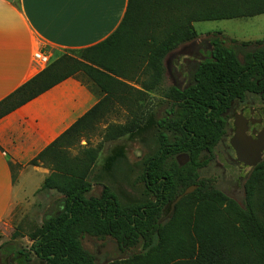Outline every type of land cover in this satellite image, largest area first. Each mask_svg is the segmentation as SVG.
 <instances>
[{
	"label": "trees",
	"instance_id": "16d2710c",
	"mask_svg": "<svg viewBox=\"0 0 264 264\" xmlns=\"http://www.w3.org/2000/svg\"><path fill=\"white\" fill-rule=\"evenodd\" d=\"M260 15H264V0H129L119 29L109 39L90 49L70 51L78 58L63 54L0 102L1 119L68 78L82 73L92 79L117 74L111 62L103 63L100 54L105 51L111 56L129 53L146 62L152 72L146 90L160 92L171 105L156 122L160 149L146 162L144 180L154 201L121 208L106 188L100 198L89 196L88 178L97 160L96 150L87 152L86 162L72 159L67 164L59 158L64 143L96 115L97 107L32 162L46 165L52 156L61 159L64 167H57L58 173L45 181L40 192L56 190L64 196V206L29 235L30 247L16 243L24 238L16 230L12 241L0 246V252L8 253V261L97 264V257L82 244L89 236L114 239L122 253L141 245L130 259H116L112 264H264V160L253 168L241 204L218 190L215 179L199 174L206 164L202 160L225 133V114L233 104L253 95L264 106V40H232L233 46H228L216 36L210 40V58L199 65L189 86L164 87L166 59L198 38L194 24ZM115 132L107 139L121 136L124 129ZM181 155L189 158L182 166L178 162ZM193 186L196 190L184 196L172 218L162 223L172 204Z\"/></svg>",
	"mask_w": 264,
	"mask_h": 264
},
{
	"label": "crops",
	"instance_id": "0c3cea01",
	"mask_svg": "<svg viewBox=\"0 0 264 264\" xmlns=\"http://www.w3.org/2000/svg\"><path fill=\"white\" fill-rule=\"evenodd\" d=\"M128 4L129 0H0V102L45 70L34 63L35 51L49 56L51 64L66 52L102 44L119 29ZM126 54L102 51L100 56L118 70L129 58ZM107 75L68 78L0 119V227L15 216L17 207L27 208L39 198L36 193L45 194L40 192L43 184L58 173L54 156L46 165H32L42 152L93 109L141 106L138 97L155 93L146 90L140 74ZM63 206L59 200L57 208ZM128 258L110 259L109 264Z\"/></svg>",
	"mask_w": 264,
	"mask_h": 264
},
{
	"label": "rangeland",
	"instance_id": "374dc122",
	"mask_svg": "<svg viewBox=\"0 0 264 264\" xmlns=\"http://www.w3.org/2000/svg\"><path fill=\"white\" fill-rule=\"evenodd\" d=\"M194 26L198 38L194 42L180 46L176 51L196 45L202 56L210 57L212 51L210 40L216 36L225 39L228 46H233L232 40L238 42L264 40V15L244 19L199 22ZM217 33L221 34L217 35ZM65 54L78 58V55L72 52H66ZM127 54L129 58L123 61L122 67L117 70L118 73L115 75L133 76L134 74H140L146 84L152 76L147 63L141 59H136L135 55L130 56L129 53ZM166 68L165 88L175 84H180L183 87L189 83L184 80L186 77L184 69L182 77L178 79V83H175L173 75L170 74V69H175L176 65L170 62L169 58L166 61ZM80 76L86 77L83 73ZM142 81L140 78L138 84L142 85ZM133 98L136 99V97ZM137 99L143 103L141 106L129 104L128 106H122V108L113 107L110 110L98 109L94 117L87 119L80 126L75 137L64 143L62 148L64 153H61L59 157L67 164L72 159H80L86 162L89 160L87 152L96 150L98 153L97 160L90 167L91 174L88 178L89 183L92 185L89 196L100 198L106 188L110 194L116 197L121 208L143 207L154 201V196L147 190L144 180L146 162L154 157L160 149L156 122L165 116V111L170 110L171 107L170 103L160 95V92L156 91L153 95L144 94ZM249 102L253 106L263 107L257 97L250 96ZM227 118L228 139L215 148L209 160H202L206 164L199 174L201 178L215 179L218 190L241 204L245 198L243 188L245 185L241 183L240 186H237L239 176L246 173L248 175L253 168L245 166L244 172L240 173L239 164L234 162L231 165L227 160L228 153L236 158L234 152L229 149L230 128L233 127L234 120L233 111L228 112ZM134 127H136L135 130ZM123 129L124 133L121 136L118 135L113 140L107 139L112 130L119 133ZM170 140L172 142L173 139L170 138ZM114 152H119L120 155L115 157ZM208 157L209 155L206 156V158ZM59 158L55 157L58 167H64ZM180 158H182V155ZM82 167L79 169H83ZM220 167H230L231 170L224 174V169ZM36 194L39 198H36L27 208L17 207L14 212L15 216L13 215L5 225L0 227V246L11 242L14 232L18 230L24 235V238L18 239L16 243L22 247H30L32 242L29 235L40 230L44 218L62 210V208H57L58 201L64 198L60 193L49 191L45 194ZM175 207L170 214L163 218L162 223L172 218ZM82 244L85 250L97 257V264H109V260L114 258L129 257L128 259H130L135 252H139L141 249L139 244L137 249L128 248L125 249V253H122L119 251L116 241L110 237L98 239L86 236L82 240ZM5 251L0 252V264H18L17 261L13 260L8 263L9 256Z\"/></svg>",
	"mask_w": 264,
	"mask_h": 264
},
{
	"label": "flooded vegetation",
	"instance_id": "af4514ba",
	"mask_svg": "<svg viewBox=\"0 0 264 264\" xmlns=\"http://www.w3.org/2000/svg\"><path fill=\"white\" fill-rule=\"evenodd\" d=\"M188 51H191V52H188ZM173 53L174 54L170 55L169 60H170V62H172L173 64L176 65V68L175 69H173V68L170 69V74L173 75V79H174L175 83H178V79H180L182 77V72H183V69H184L185 73H186V77H185L184 80L189 82L187 85H185L183 87L180 86V84L179 85L178 84L174 85V87H177V88H180V89L185 88V87H187V86H189L191 84L192 79H193V75H195L196 70L198 69L199 65L201 63L207 61L210 58V57L202 56L200 51L197 49L196 45H192L191 48H184V49L175 51ZM250 96L256 97V96H253V95H248L246 97L245 102L240 103V104L234 103L232 108L229 110V111H233V117H234L233 127L230 128L231 137L229 138V149H231L234 152L236 158L232 157L231 153H228L227 154V156H228L227 160L230 162L231 165H233L234 162L236 164H239L240 173L244 172L245 166H247V167H249L251 169H252V167L249 165V163L247 161H245V159H246L245 156L239 153L238 148H239V143L241 141H239V139L237 137H241L243 132H244L243 135L251 134V132L254 129L253 122H252V117H246L245 116L246 117L245 118L243 115H240V114H241V112H243V110H246V109H252L253 108V109H263L264 110V106L263 105H262L263 107H256V106L251 105L250 102H249ZM257 98H259V97H257ZM259 100H260V98H259ZM229 111H227V113L225 114L226 118H227V114H228ZM227 128H228V118H227V121H226L225 133H224V135H223V137L220 140L218 145L222 144L223 142H225L228 139L227 138V130H228ZM215 148L212 150V152H208L207 155H209V157L205 158V159L209 160V158L212 157V154H213ZM178 159L181 162H185V163H187L188 160H189L187 155H182V158H180V156H179ZM263 159H264V152H263V156H262L261 160H263ZM237 160L239 162H241L242 164H240ZM220 168H222V167H220ZM222 169H224V171H223L224 174H226V172H228V170L229 171L231 170L230 167H224ZM246 174H242V175L239 176V183L237 184V186H240L241 183H244L243 185L246 184V182L248 181L251 173H249L248 175H246ZM8 263H9V261H8Z\"/></svg>",
	"mask_w": 264,
	"mask_h": 264
},
{
	"label": "water",
	"instance_id": "95a60500",
	"mask_svg": "<svg viewBox=\"0 0 264 264\" xmlns=\"http://www.w3.org/2000/svg\"><path fill=\"white\" fill-rule=\"evenodd\" d=\"M170 55L167 57V59L170 57ZM240 115H243L244 117L245 116L252 117L254 129L251 132V134L243 135L244 134L243 132L241 137H237L239 141H241L239 143L238 151L240 154L245 156L246 158L245 161H247L252 168H255L259 164L260 160L262 159L263 152H264V110L263 109H253V108L246 109V110H243V112H241ZM178 161H179L180 166L184 165V163L181 162L179 159ZM195 190H196L195 186L188 188L185 191V193L181 195L172 204V210L183 199L184 196L192 194ZM57 213L58 212H55L47 216L46 219H50L54 217L55 214Z\"/></svg>",
	"mask_w": 264,
	"mask_h": 264
},
{
	"label": "built area",
	"instance_id": "2783aa9c",
	"mask_svg": "<svg viewBox=\"0 0 264 264\" xmlns=\"http://www.w3.org/2000/svg\"><path fill=\"white\" fill-rule=\"evenodd\" d=\"M33 61L37 65H39L41 68L46 69L50 65V57L41 52L40 50H37L33 54Z\"/></svg>",
	"mask_w": 264,
	"mask_h": 264
}]
</instances>
